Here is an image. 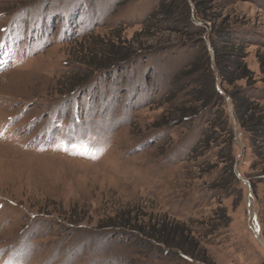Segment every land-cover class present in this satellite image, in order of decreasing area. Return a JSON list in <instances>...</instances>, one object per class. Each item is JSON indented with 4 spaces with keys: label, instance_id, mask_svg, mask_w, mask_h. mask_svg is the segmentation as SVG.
<instances>
[{
    "label": "rangeland",
    "instance_id": "1",
    "mask_svg": "<svg viewBox=\"0 0 264 264\" xmlns=\"http://www.w3.org/2000/svg\"><path fill=\"white\" fill-rule=\"evenodd\" d=\"M173 1L0 0V264H264V143L210 39L237 33L264 105V0H205L195 29L158 23ZM205 54L224 102L195 97Z\"/></svg>",
    "mask_w": 264,
    "mask_h": 264
},
{
    "label": "trees",
    "instance_id": "2",
    "mask_svg": "<svg viewBox=\"0 0 264 264\" xmlns=\"http://www.w3.org/2000/svg\"><path fill=\"white\" fill-rule=\"evenodd\" d=\"M192 1L195 3L193 11L188 0H176L171 2V4L164 5L162 10L158 12L161 16L158 23L166 22L174 24L177 27L184 24L188 28H194V24L190 22V16L196 14L198 17L206 18L207 15L204 13V10L201 9V5L205 3V0ZM235 34L237 33L222 25L216 27V37L210 38L212 48L215 51V63L212 65L213 67L215 66L219 74L218 78H220L222 90L230 97L233 115L236 118L238 126L249 134L251 144L257 153L258 146L264 143V105L251 95V91L253 90L252 85L254 84L253 73L248 69L246 63H242L240 58L235 56L234 48L229 44L236 40L234 37ZM243 46L244 45H240V47ZM195 68H197L196 71ZM262 68H264V65H262ZM186 74L187 76L191 74L194 75L192 83L199 86L194 92L198 102H203L206 96L205 92L207 91L212 96L217 97L220 103L224 102V98H222L215 87L216 75L211 67L208 54H205V63H202L201 66L198 65L194 67V69L188 71ZM241 80L248 81V86L246 88L236 86V82ZM225 86L233 87V89H225ZM210 101L211 99L208 100V102ZM229 134L232 136L233 131L230 130ZM229 152L232 155L231 149ZM233 160L234 159L231 157V161ZM261 164H264V159L261 160ZM182 238L183 237H181V239ZM182 240L183 241L178 243V245L180 248L184 249L183 245L185 244V238ZM187 252L190 253V251Z\"/></svg>",
    "mask_w": 264,
    "mask_h": 264
},
{
    "label": "water",
    "instance_id": "3",
    "mask_svg": "<svg viewBox=\"0 0 264 264\" xmlns=\"http://www.w3.org/2000/svg\"><path fill=\"white\" fill-rule=\"evenodd\" d=\"M255 232V234L257 235V233H256V231H254ZM258 237V236H257ZM259 241L262 243V245L264 246V241L263 240H261V239H259Z\"/></svg>",
    "mask_w": 264,
    "mask_h": 264
}]
</instances>
